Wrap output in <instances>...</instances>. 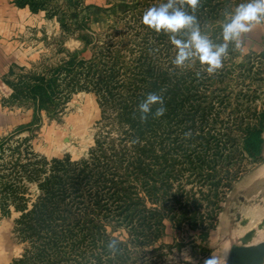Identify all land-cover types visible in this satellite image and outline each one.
<instances>
[{"label": "rangeland", "instance_id": "374dc122", "mask_svg": "<svg viewBox=\"0 0 264 264\" xmlns=\"http://www.w3.org/2000/svg\"><path fill=\"white\" fill-rule=\"evenodd\" d=\"M25 1L47 24L18 43L26 64L8 68L0 56V223L14 264H226L264 222L263 159L244 149L248 129L263 122L264 131V54L244 36L214 73L198 60L181 68L168 35L142 23L162 0L114 15L105 9L118 0ZM244 2L185 7L222 43L225 12ZM43 77L56 87L51 99L30 92ZM148 93L166 111L156 117L154 105L133 127ZM49 176L63 181L51 184L61 211L42 221L30 211ZM54 219L57 234L44 226Z\"/></svg>", "mask_w": 264, "mask_h": 264}, {"label": "clouds", "instance_id": "9594fccd", "mask_svg": "<svg viewBox=\"0 0 264 264\" xmlns=\"http://www.w3.org/2000/svg\"><path fill=\"white\" fill-rule=\"evenodd\" d=\"M199 3L200 0H162L158 5L146 9L142 23L156 33L168 35L171 44L177 50L172 61L175 66L183 68L186 62L198 60L201 65H206V71L212 74L223 67L222 61L228 55L230 45L239 50L243 37L253 28L264 25V0H246L233 11L225 12L221 31L222 43L213 42L203 33L197 17L186 10L185 6L195 13ZM185 31L188 33L187 37L180 38L179 34ZM154 105H159L154 115L156 117L164 115L166 108L163 97L156 93H148L138 106L142 122L147 120ZM116 247L115 241L109 245L110 249ZM204 264H219V261L212 256L205 259Z\"/></svg>", "mask_w": 264, "mask_h": 264}, {"label": "crops", "instance_id": "0c3cea01", "mask_svg": "<svg viewBox=\"0 0 264 264\" xmlns=\"http://www.w3.org/2000/svg\"><path fill=\"white\" fill-rule=\"evenodd\" d=\"M139 0H118V3L105 9L106 13L119 14L121 11L128 8L130 5L137 3ZM96 12L95 8L90 7L85 11ZM104 17L108 15L103 14ZM105 19V18H104ZM106 20V19H105ZM109 22V18L107 19ZM45 13L42 11L34 12L28 4H17L16 0H0V43H4V49L0 50V56L8 58V68L12 64L24 65L27 63V56L23 57L22 51H18V43H26L24 34L28 31L35 30L36 32H44L46 29ZM52 30L57 28V32L60 30V25L51 21ZM246 48L253 49L264 54V25H259L245 35ZM7 46L8 48H6ZM1 47V46H0ZM16 48V49H15ZM264 139V131L262 133ZM262 163L264 165V144L262 152ZM261 168V167H260ZM264 180L258 181L262 184ZM12 233L11 231H9ZM10 234L8 233V220H4L0 223V264H12L14 256L12 251L14 249L12 241L10 240Z\"/></svg>", "mask_w": 264, "mask_h": 264}, {"label": "trees", "instance_id": "16d2710c", "mask_svg": "<svg viewBox=\"0 0 264 264\" xmlns=\"http://www.w3.org/2000/svg\"><path fill=\"white\" fill-rule=\"evenodd\" d=\"M18 3L20 5L31 4L29 1L26 2L25 0H18ZM113 70L114 69L112 68L111 72L109 73V76H111V77H112V71ZM42 87H43V89H42ZM54 87L55 86L53 85L52 81L46 80L43 77V78L39 79L38 83H36L34 86L30 87V92L32 93V95L34 97L37 98L38 97L37 92L39 91V89H41L42 95H40V96H42V98L46 97V98L51 99V97L53 96L52 92L55 91ZM153 111H154V109L152 108V112ZM152 112L148 115L147 119H149ZM138 114L139 115L136 114L134 117L129 118L130 122H132V124H133V127H135V125L137 126L138 121L140 120V115H141L140 111L138 112ZM262 133H263V122H261L260 126L253 127V128H250L247 130L244 149L252 158H259L262 156L263 144H264V139H263ZM61 162H62L61 160H55L54 161L55 164H59ZM53 179H57V177L49 176L46 179V182H45L46 184L40 185V186H42V191L44 192L43 193L44 196H42L40 198V202L37 205H35L34 208L31 209V211H30V214H35V215L41 216L40 219L42 221H47V217L50 219H53L54 215H55L54 213L61 211L60 205H58L57 203H55L53 201V199H56L58 194H61L60 191H58V189L56 187L51 186V184H53V181H55ZM56 183L62 184L63 181H62V179L58 178L57 182L55 181L54 184H56ZM62 188L63 187L61 186V189ZM50 221L47 222L46 225H44V226L47 227L48 229L52 230L54 234H57L56 233L57 231L55 229V227H57L56 220L51 221V222ZM15 261L13 262V264L15 263Z\"/></svg>", "mask_w": 264, "mask_h": 264}, {"label": "water", "instance_id": "95a60500", "mask_svg": "<svg viewBox=\"0 0 264 264\" xmlns=\"http://www.w3.org/2000/svg\"><path fill=\"white\" fill-rule=\"evenodd\" d=\"M264 222L256 228L250 229L240 238V245L233 246L230 250L226 264H260L264 258V243L257 246H249L257 229H262Z\"/></svg>", "mask_w": 264, "mask_h": 264}, {"label": "bare ground", "instance_id": "6f19581e", "mask_svg": "<svg viewBox=\"0 0 264 264\" xmlns=\"http://www.w3.org/2000/svg\"><path fill=\"white\" fill-rule=\"evenodd\" d=\"M264 243V228L263 229H258L256 233L254 234L252 240L248 243L249 246H253L254 244L259 245ZM256 245V246H257ZM264 261V258L261 260L260 264H262Z\"/></svg>", "mask_w": 264, "mask_h": 264}]
</instances>
